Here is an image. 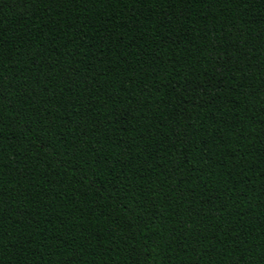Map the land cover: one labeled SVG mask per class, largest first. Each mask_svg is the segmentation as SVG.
<instances>
[{"label": "trees", "instance_id": "16d2710c", "mask_svg": "<svg viewBox=\"0 0 264 264\" xmlns=\"http://www.w3.org/2000/svg\"><path fill=\"white\" fill-rule=\"evenodd\" d=\"M0 264H264V0H0Z\"/></svg>", "mask_w": 264, "mask_h": 264}]
</instances>
